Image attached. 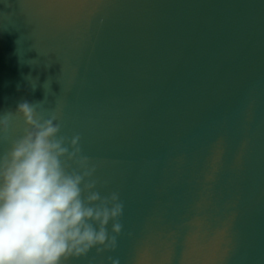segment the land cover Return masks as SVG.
<instances>
[{"label": "water", "instance_id": "obj_1", "mask_svg": "<svg viewBox=\"0 0 264 264\" xmlns=\"http://www.w3.org/2000/svg\"><path fill=\"white\" fill-rule=\"evenodd\" d=\"M46 97L124 205L65 264H264V0H0V115Z\"/></svg>", "mask_w": 264, "mask_h": 264}, {"label": "clouds", "instance_id": "obj_2", "mask_svg": "<svg viewBox=\"0 0 264 264\" xmlns=\"http://www.w3.org/2000/svg\"><path fill=\"white\" fill-rule=\"evenodd\" d=\"M45 103L47 97L19 105L14 114L25 127L15 139L9 135L14 114L0 115V143H10L0 154V264H65L93 249L115 251L123 230L119 192L101 195L81 137L60 135L58 109L47 118L37 111Z\"/></svg>", "mask_w": 264, "mask_h": 264}]
</instances>
